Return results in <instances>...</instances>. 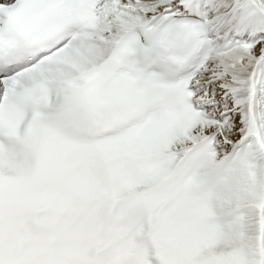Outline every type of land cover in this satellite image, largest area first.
Segmentation results:
<instances>
[{"label": "snow or ice", "instance_id": "6c2138e0", "mask_svg": "<svg viewBox=\"0 0 264 264\" xmlns=\"http://www.w3.org/2000/svg\"><path fill=\"white\" fill-rule=\"evenodd\" d=\"M0 264H264V0H0Z\"/></svg>", "mask_w": 264, "mask_h": 264}]
</instances>
